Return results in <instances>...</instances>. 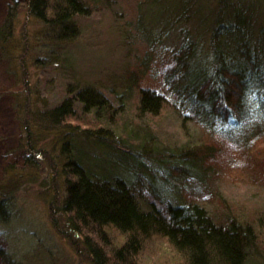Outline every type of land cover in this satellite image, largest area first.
<instances>
[{
	"label": "rangeland",
	"instance_id": "obj_1",
	"mask_svg": "<svg viewBox=\"0 0 264 264\" xmlns=\"http://www.w3.org/2000/svg\"><path fill=\"white\" fill-rule=\"evenodd\" d=\"M83 1L90 3V12L76 16V33L64 38L30 15L25 0H0V27L16 7L9 31L0 37V189L5 191L0 264H91L82 237L70 229L68 215L60 209L67 178L61 144L72 136L69 129L82 134L108 120L99 107L85 109L78 90L90 88L107 99L113 126L132 134L135 143L142 138L148 150L209 144L219 137L201 119L184 113L165 89L163 72L183 41L181 26L190 27L186 22L161 27L160 19L171 14L170 0ZM143 88L167 93L158 113L138 111ZM63 100L74 101L75 113L66 125L48 127L40 119L43 110ZM85 138L75 142L81 163L102 178L122 175L113 164L116 153ZM30 140L41 148L39 153L29 148ZM220 140L217 173L200 168L178 180L161 172L169 183L160 182L159 188L177 203L182 193L198 191L217 197L216 205L225 201L254 212L258 246L246 264H264V135L244 148ZM143 257L148 264H172L178 258L160 236L148 241Z\"/></svg>",
	"mask_w": 264,
	"mask_h": 264
},
{
	"label": "trees",
	"instance_id": "obj_2",
	"mask_svg": "<svg viewBox=\"0 0 264 264\" xmlns=\"http://www.w3.org/2000/svg\"><path fill=\"white\" fill-rule=\"evenodd\" d=\"M158 1L164 0L152 4ZM25 3L30 15L64 38L76 33V16L90 12V3L83 0ZM169 5L171 14L160 19L161 27L173 29L181 22L190 27L181 26L183 41L163 72L165 89L181 103L184 113L217 131L220 141L246 147L264 135V0H170ZM15 12L16 7L10 8L0 37L9 31ZM77 93L85 109L100 108L108 120L82 134L69 129L72 136L61 144L67 178L60 209L68 215L70 229L82 237L91 264H148L143 250L159 236L178 257L172 264H246L258 246V232L251 223L254 212L225 201L216 205L218 198L204 191L185 195L186 191L177 203L159 188L160 182L169 183L161 172L178 180L200 168L217 173L219 139L190 147L184 143L163 152L148 150L142 138L135 143L132 134L113 126L107 99L90 88ZM165 94L143 88L138 111L158 113ZM74 107V101L63 100L43 110L40 119L52 127L66 125ZM80 135L114 151L113 164L122 175L102 178L88 170L76 148ZM28 145L40 152L31 140ZM193 195L197 198L189 197ZM206 200L210 206L202 203Z\"/></svg>",
	"mask_w": 264,
	"mask_h": 264
}]
</instances>
